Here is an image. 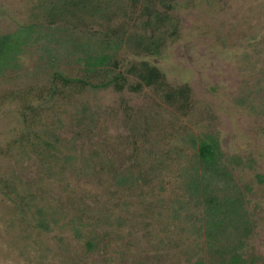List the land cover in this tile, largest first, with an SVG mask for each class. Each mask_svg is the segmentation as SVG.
I'll use <instances>...</instances> for the list:
<instances>
[{
  "label": "rangeland",
  "instance_id": "374dc122",
  "mask_svg": "<svg viewBox=\"0 0 264 264\" xmlns=\"http://www.w3.org/2000/svg\"><path fill=\"white\" fill-rule=\"evenodd\" d=\"M41 3L0 0V35L33 24L46 33ZM170 6L161 55L123 50L119 57L123 67L141 59L155 65L172 88L188 85L185 114L153 88L66 91L54 106L39 99L32 103L40 114L36 130L54 131L61 151L45 167L16 142L24 127L19 96L37 98L52 65L70 77L80 70L61 58L50 65L41 40L26 47L18 72L0 76V177L32 194L20 211L19 201L0 193V264H195L189 256H204L201 240L183 212L173 218V201L184 199L179 175L192 153L189 134L215 137L224 161L232 159L225 165L252 224L242 253L264 264V0ZM63 156L70 158L64 166ZM115 174L130 176L129 184L116 186ZM39 207L56 220L49 231L36 227Z\"/></svg>",
  "mask_w": 264,
  "mask_h": 264
},
{
  "label": "trees",
  "instance_id": "16d2710c",
  "mask_svg": "<svg viewBox=\"0 0 264 264\" xmlns=\"http://www.w3.org/2000/svg\"><path fill=\"white\" fill-rule=\"evenodd\" d=\"M173 1L42 0L40 7L44 19L41 26L46 33L42 34L40 26L33 24L0 35L1 77L18 72L22 68L20 61L26 47L32 42L39 44L41 40L44 41L40 45L43 55L47 56L50 65L61 58L80 70L79 75L70 77L58 64L52 65L48 82L37 98L30 100L29 91L19 96L23 103L21 118L24 127L16 140L18 146L38 155L44 166L60 157L59 141L54 131L47 128L36 130L40 114L36 113L32 103L44 98V103L54 106L64 98L66 91L109 88L116 92L141 93L145 88H153L160 92L164 103L185 114L191 100L188 85L172 88L155 65L141 59L123 67L124 58L119 57L123 50L138 58L161 55L166 26H172L167 13L172 9L170 3ZM156 3L164 8L163 12L155 10ZM118 17L120 20L113 24ZM174 33L172 27L170 35L174 36ZM130 78L134 79L133 83L129 82ZM187 143L192 153L179 175L181 199H184L173 201V218L178 220L181 217L179 212H183L192 234L201 240L196 247L204 256L189 258L196 257L195 264H253V258L247 259L242 253L252 224L233 171L225 165L226 162L233 164L232 159L224 161L219 143L213 136L189 134ZM60 159L64 166L70 158L63 156ZM114 180L116 186L121 187L129 184L130 176L115 174ZM0 193L13 203L19 201L17 207L20 211L29 208L32 194L18 192L3 177H0ZM35 212L38 214L36 227L40 230L49 231L51 225L56 224V220H46L47 214L42 207L36 208ZM86 245L88 249L94 247L91 241Z\"/></svg>",
  "mask_w": 264,
  "mask_h": 264
}]
</instances>
